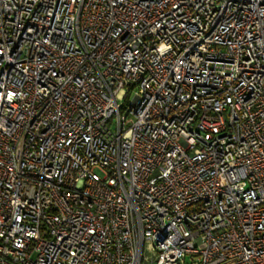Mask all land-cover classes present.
Here are the masks:
<instances>
[{
  "label": "built area",
  "instance_id": "2783aa9c",
  "mask_svg": "<svg viewBox=\"0 0 264 264\" xmlns=\"http://www.w3.org/2000/svg\"><path fill=\"white\" fill-rule=\"evenodd\" d=\"M0 264H264V0H0Z\"/></svg>",
  "mask_w": 264,
  "mask_h": 264
},
{
  "label": "rangeland",
  "instance_id": "374dc122",
  "mask_svg": "<svg viewBox=\"0 0 264 264\" xmlns=\"http://www.w3.org/2000/svg\"><path fill=\"white\" fill-rule=\"evenodd\" d=\"M132 95H133V93H132V91H131L130 94L128 95V97H127L124 101H125L126 103H128V102L131 100Z\"/></svg>",
  "mask_w": 264,
  "mask_h": 264
}]
</instances>
